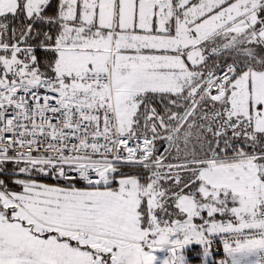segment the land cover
Returning a JSON list of instances; mask_svg holds the SVG:
<instances>
[{"label": "snow or ice", "instance_id": "snow-or-ice-1", "mask_svg": "<svg viewBox=\"0 0 264 264\" xmlns=\"http://www.w3.org/2000/svg\"><path fill=\"white\" fill-rule=\"evenodd\" d=\"M193 260L264 264V0H0V264Z\"/></svg>", "mask_w": 264, "mask_h": 264}, {"label": "built area", "instance_id": "built-area-1", "mask_svg": "<svg viewBox=\"0 0 264 264\" xmlns=\"http://www.w3.org/2000/svg\"><path fill=\"white\" fill-rule=\"evenodd\" d=\"M216 247L220 250V252L222 253V248H223V245H222V242L218 243L216 245Z\"/></svg>", "mask_w": 264, "mask_h": 264}, {"label": "trees", "instance_id": "trees-1", "mask_svg": "<svg viewBox=\"0 0 264 264\" xmlns=\"http://www.w3.org/2000/svg\"><path fill=\"white\" fill-rule=\"evenodd\" d=\"M193 255H195V254H193ZM216 258L218 259L219 257H216ZM193 264H200V262L196 261V260H193Z\"/></svg>", "mask_w": 264, "mask_h": 264}]
</instances>
